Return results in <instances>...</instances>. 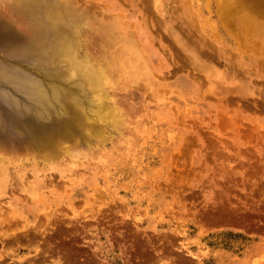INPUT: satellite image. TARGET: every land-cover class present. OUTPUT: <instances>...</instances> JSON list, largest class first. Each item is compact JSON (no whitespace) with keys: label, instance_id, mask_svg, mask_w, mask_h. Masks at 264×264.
I'll return each mask as SVG.
<instances>
[{"label":"rangeland","instance_id":"1","mask_svg":"<svg viewBox=\"0 0 264 264\" xmlns=\"http://www.w3.org/2000/svg\"><path fill=\"white\" fill-rule=\"evenodd\" d=\"M1 87L0 264H264V0H0Z\"/></svg>","mask_w":264,"mask_h":264},{"label":"water","instance_id":"2","mask_svg":"<svg viewBox=\"0 0 264 264\" xmlns=\"http://www.w3.org/2000/svg\"><path fill=\"white\" fill-rule=\"evenodd\" d=\"M2 90V87L0 88ZM4 89V88H3Z\"/></svg>","mask_w":264,"mask_h":264}]
</instances>
